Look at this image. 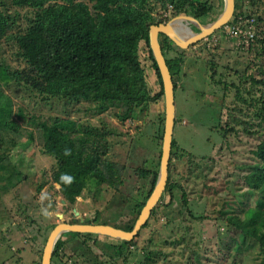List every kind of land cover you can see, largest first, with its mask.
Returning <instances> with one entry per match:
<instances>
[{"label": "rangeland", "instance_id": "1", "mask_svg": "<svg viewBox=\"0 0 264 264\" xmlns=\"http://www.w3.org/2000/svg\"><path fill=\"white\" fill-rule=\"evenodd\" d=\"M221 1L207 0L206 7L211 9L210 15L202 17L203 25L213 22L222 12ZM148 8L155 20L174 18L155 0ZM237 8L240 15L230 23L239 28L238 38L225 35L222 29L183 51L171 45L173 51L165 52L168 59L178 55L182 59L174 91L175 154L169 177L187 194L189 210L182 208L178 189L173 191L171 201L163 193L147 227L129 241L119 256L115 253L121 243L118 240L99 235L85 239L65 233L59 238L65 244L51 264H264V254L258 246L249 240L240 243L237 231L220 220L222 214L232 215L239 206L238 200L251 206L261 194L258 179H254L257 175L248 170L256 161L252 151L258 139L244 135L242 125L231 121L226 125L234 132L220 128L232 108V94L222 86L233 81L239 84L246 70L257 78L261 76L252 68L247 50L253 40L246 41L243 33L246 21L253 19L255 34L256 17H264V0H241ZM12 13H16L15 23L8 41L0 44V59L20 73L26 67L15 57L11 37L25 31L31 13L28 8H15ZM181 15L195 18L192 13ZM185 26L198 32L191 23ZM261 27L258 24L257 32ZM139 55L148 87L156 92L155 77L148 78L153 73L144 42L139 45ZM0 94L2 100L8 99L11 119L20 128L18 135L2 133L0 137V264H40L46 239L59 223L80 224L84 220L87 224L116 227L131 217L133 201L148 184L137 172L140 168L151 171L159 147L161 150L154 136L157 125L164 124V100L140 111L135 119L120 122L115 118L118 108L102 113L93 103L49 97L24 82L13 81L0 87ZM221 108L225 116H221ZM19 111L28 117L71 119L103 132L108 145L106 159L125 167L121 177L124 185L119 191L105 186L100 191L88 190L73 204L65 202L50 176L56 168L55 161L43 153L38 132L17 118ZM238 117L245 119L241 113ZM29 134L33 142L28 139ZM253 188V195L239 199ZM169 201L170 206L164 207ZM237 244L239 252L235 251Z\"/></svg>", "mask_w": 264, "mask_h": 264}, {"label": "trees", "instance_id": "2", "mask_svg": "<svg viewBox=\"0 0 264 264\" xmlns=\"http://www.w3.org/2000/svg\"><path fill=\"white\" fill-rule=\"evenodd\" d=\"M155 1L165 12L170 10V17L192 13L197 20H201L210 15L211 8L206 7L207 0ZM240 1L236 0L235 19L240 15L237 8ZM149 3L151 0H0V44L8 41L7 36L12 33L16 14L12 10L28 8L31 13L25 31L11 37V42L14 43L12 46L16 49L15 57L25 64L26 69L20 74L11 69L4 59H0V87L8 86L13 81L24 82L49 97L64 98L74 103H93L102 113L118 108L119 113L115 114V118L120 122L135 119L140 111L163 101L162 80L149 47L148 33L151 26L165 24L169 19L155 20L148 8ZM255 21L257 26L262 24V29L257 32L256 26L253 44L247 50L252 57V68L257 69L261 76L257 78L246 70L241 74L239 84L233 81L222 86L226 93L232 94V108L220 128L224 131L228 128L230 132H234L232 127L226 125L227 121H231L242 125L244 135L258 139L252 151L256 161L249 165L248 170L257 175L254 179H258L257 186L261 194L259 200L252 203L250 201L251 206L238 200L239 206L232 210V215L222 214L220 220H225L227 225L237 231L240 243L249 240L264 254V17L257 16ZM142 42L148 49L150 70L153 73V77L150 73L148 78L152 80L155 77L153 80L156 92L148 87L147 74L139 55V45ZM159 44L175 91L181 75V56L169 59L165 56L167 52L173 51V43L164 35H159ZM213 74L212 79L216 72ZM239 113L245 119H240ZM16 115L38 132L43 153L55 161L56 168L50 176L52 184L59 186V193L65 202L73 204L88 190L100 191L105 186L119 191L124 185L121 177L125 173V167L106 159L108 145L103 132H97L92 127L71 119L28 117L21 111ZM221 116H225L222 108ZM163 130L164 124L157 125L154 139L159 140L158 147L162 142ZM19 132L20 128L11 119L10 103L6 97L2 100L0 94V135L5 133L12 136ZM28 139L34 141L31 134ZM65 151L69 154L65 155ZM174 154L175 141L172 137L164 193L171 201L173 191L178 189L182 208L189 210L187 194L170 181L169 170ZM160 155L159 147L151 171L141 168L138 170L137 176L148 183L147 187L133 201L131 217L123 220L124 223L121 221L115 228L132 230L155 186ZM62 174L70 176L71 181L61 180ZM253 193L254 188L249 189L239 199ZM170 201L164 207L170 206ZM190 215L197 220L195 215ZM147 225L148 219L141 230ZM140 231L133 239L140 235ZM67 234L86 237L85 239L92 236ZM128 243L130 242H121L115 253L119 256ZM63 244L65 243L61 239L56 242L50 264ZM239 244L236 245L237 252L240 250Z\"/></svg>", "mask_w": 264, "mask_h": 264}, {"label": "water", "instance_id": "3", "mask_svg": "<svg viewBox=\"0 0 264 264\" xmlns=\"http://www.w3.org/2000/svg\"><path fill=\"white\" fill-rule=\"evenodd\" d=\"M234 10V0H223L222 12L210 24L203 25L195 18L180 15L170 19L165 24H159L150 27L148 33L149 47L161 76L164 100V130L161 143L160 163L155 186L131 231H124L122 229L108 225L87 224L84 220L80 224L59 223L51 230L46 239L42 250L40 264H50L55 244L65 233L99 235L102 237L118 240L120 242H129L138 234L149 218L152 209L157 205L160 197L164 193L168 178V164L174 128V87L161 51L159 35H164L169 41L173 43V45L184 50L191 45L206 40L209 36L213 35L214 32L220 30L231 19ZM177 22L182 26L191 23L196 27L198 32L193 33L188 27L185 26L188 29V32L191 33L185 38L179 30L175 29ZM58 217L62 218L61 215H58Z\"/></svg>", "mask_w": 264, "mask_h": 264}, {"label": "built area", "instance_id": "4", "mask_svg": "<svg viewBox=\"0 0 264 264\" xmlns=\"http://www.w3.org/2000/svg\"><path fill=\"white\" fill-rule=\"evenodd\" d=\"M241 20V18H239ZM247 23V28H246V31L243 33V38L246 40V41H251L253 40L254 38V31L252 29V25H253V22L254 20L251 19V20H247L246 21ZM224 34L225 35H229L231 37H239L240 36V30L238 27H236L235 25H227L226 27H224Z\"/></svg>", "mask_w": 264, "mask_h": 264}, {"label": "bare ground", "instance_id": "5", "mask_svg": "<svg viewBox=\"0 0 264 264\" xmlns=\"http://www.w3.org/2000/svg\"><path fill=\"white\" fill-rule=\"evenodd\" d=\"M175 29H177V30H179L182 34H183V36L186 38V37H188V34H191L190 32H188V29L186 28V27H184V26H182L180 23H178L177 22V24L175 25ZM187 29V31L186 32H184V30H186Z\"/></svg>", "mask_w": 264, "mask_h": 264}, {"label": "flooded vegetation", "instance_id": "6", "mask_svg": "<svg viewBox=\"0 0 264 264\" xmlns=\"http://www.w3.org/2000/svg\"><path fill=\"white\" fill-rule=\"evenodd\" d=\"M222 3H221V10H222V7H223V0L221 1ZM234 3H235V10H234V13H233V16L231 17V19L235 16L234 14L237 12V10H236V0H234ZM231 19L227 22V24H225L222 28H224V27H226L229 23H230V21H231ZM198 21H200V23L201 24H203L204 22H203V20H198ZM221 28V29H222ZM199 43V42H198Z\"/></svg>", "mask_w": 264, "mask_h": 264}, {"label": "clouds", "instance_id": "7", "mask_svg": "<svg viewBox=\"0 0 264 264\" xmlns=\"http://www.w3.org/2000/svg\"><path fill=\"white\" fill-rule=\"evenodd\" d=\"M68 154L69 153L67 151H65V155H68ZM60 179L65 181V182H70L71 181V177L67 176V175H64V174L61 175Z\"/></svg>", "mask_w": 264, "mask_h": 264}]
</instances>
